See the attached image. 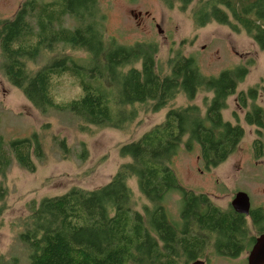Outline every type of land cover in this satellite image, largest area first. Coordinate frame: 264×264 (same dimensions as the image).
Here are the masks:
<instances>
[{
    "label": "trees",
    "instance_id": "16d2710c",
    "mask_svg": "<svg viewBox=\"0 0 264 264\" xmlns=\"http://www.w3.org/2000/svg\"><path fill=\"white\" fill-rule=\"evenodd\" d=\"M166 1L184 8L191 0ZM39 2L25 0L11 17L0 18L3 72L35 108L68 110L86 124L123 128L138 115L136 109L127 110L129 106L151 103L156 112L179 94L193 99L203 90L210 97L203 114L196 104L169 107L161 122L120 144L126 160L106 184L89 190L71 187L31 202L19 231L28 264H189L204 256L208 240L215 254L236 257L247 243L243 216L181 185L172 157L182 146L185 151L197 146L208 169L236 149L244 128L224 118L222 111L246 67L205 75L191 56L177 53L169 58L167 72H161L154 42L126 45L105 36L99 0ZM65 15L74 20L72 26L64 24ZM193 17L197 26L215 21L235 32L245 30L264 50V0H201ZM42 51L47 59L37 65ZM63 76H69L80 93L57 103L51 89ZM248 94L254 99V91ZM238 98L244 104L242 91ZM263 115L264 109L252 104L244 122L260 134ZM257 141L252 144L256 154ZM42 155L36 133L8 141L0 134V173L12 159L33 170V157ZM129 181L147 200L142 211L134 206ZM171 190L181 195L178 221L168 218L163 204Z\"/></svg>",
    "mask_w": 264,
    "mask_h": 264
},
{
    "label": "rangeland",
    "instance_id": "374dc122",
    "mask_svg": "<svg viewBox=\"0 0 264 264\" xmlns=\"http://www.w3.org/2000/svg\"><path fill=\"white\" fill-rule=\"evenodd\" d=\"M24 1L0 0V18L11 17ZM99 1L105 15V36H113L126 45L154 42L158 71L167 72L169 58L177 53L191 56L205 75H216L223 69L240 65L246 67L247 73L238 82L236 92L227 98V106L222 111L224 118L238 122L244 128V135L236 149L223 162L207 169L199 157L197 146L191 151H185L182 146L172 157V167L181 185L196 194H207L211 202L219 207H226L238 190L246 192L256 204L261 196L260 172L252 160V144L256 138H264V129L261 128L260 134H257L254 125L244 122V114L252 104L264 109V50L245 30L235 32L215 21L197 26L193 14L201 0H191L184 8L179 2L169 5L166 0ZM63 18L65 25L74 24L70 16ZM78 56H83V53L79 52ZM46 59L47 55L42 51L36 64L40 65ZM30 65L33 66L32 63ZM2 66L0 52V134L8 141L36 133L43 147V155L33 157V170L22 168L12 159L0 173L2 264L29 262L19 231L20 223L30 214L31 202L62 194L71 187L89 190L106 184L126 160L119 153L120 144L161 122L169 107L196 104L203 114L206 108L204 102L210 97V92L203 90L193 99L179 94L156 112L151 110V103L136 104L127 110L136 109L137 117L123 128L100 127L84 123L68 110L49 108L41 111L35 108L9 82ZM241 91L245 96L244 104L238 98ZM253 91L255 97L251 99L248 93ZM51 92L55 102L62 103L79 94L80 90L69 76H63ZM129 185L135 195L134 206L142 211V203L147 200L139 197L134 181H129ZM180 199L177 190H171L164 196L168 218L178 221ZM210 242L207 241L204 256L201 257L206 264H246L245 253L242 252L238 258L214 254Z\"/></svg>",
    "mask_w": 264,
    "mask_h": 264
},
{
    "label": "flooded vegetation",
    "instance_id": "af4514ba",
    "mask_svg": "<svg viewBox=\"0 0 264 264\" xmlns=\"http://www.w3.org/2000/svg\"><path fill=\"white\" fill-rule=\"evenodd\" d=\"M257 143L259 145V149L257 151V154L256 152H254V150L252 151V154H253L252 160L257 164L259 172H260L259 189L261 190V193H260L261 196L259 197V201L256 204H255V200L252 201V199L249 196L250 205H249L248 212L247 213L237 212L238 214H241L244 218V223L246 227V235H247V243L242 245L241 251L234 258H238L243 252L245 253L246 264H247V257L250 253L252 246L257 241V238H259L260 236H264V177H263L264 176V138L258 140ZM229 206L234 210L231 204V201L224 208H227ZM201 260H204V259H201ZM204 264H206L205 260H204Z\"/></svg>",
    "mask_w": 264,
    "mask_h": 264
},
{
    "label": "water",
    "instance_id": "95a60500",
    "mask_svg": "<svg viewBox=\"0 0 264 264\" xmlns=\"http://www.w3.org/2000/svg\"><path fill=\"white\" fill-rule=\"evenodd\" d=\"M231 204L236 212L247 213L250 205L249 195L244 191H237ZM189 264H204V260L195 259ZM247 264H264V236L257 238L247 257Z\"/></svg>",
    "mask_w": 264,
    "mask_h": 264
}]
</instances>
